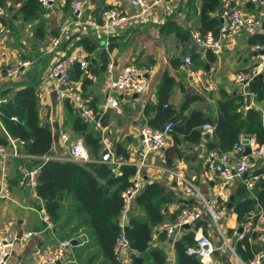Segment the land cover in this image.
Segmentation results:
<instances>
[{"label": "crops", "instance_id": "obj_1", "mask_svg": "<svg viewBox=\"0 0 264 264\" xmlns=\"http://www.w3.org/2000/svg\"><path fill=\"white\" fill-rule=\"evenodd\" d=\"M233 1L241 6L245 13L259 19L261 25L254 31H231L223 38L220 37L217 46L203 49L194 42L192 34H189V37L184 36L185 31L189 30L191 33L199 26L201 0H162L154 5L148 14L134 17L125 24L116 26L109 34L101 30L100 10L118 6L132 12L133 8L128 0H86L85 8L79 16L72 11L69 3H55L51 8L43 10L37 0H0L3 8L0 14V63L5 66L18 59L28 61L13 77L0 81V91L5 98L0 108L8 99L14 97L18 89L33 85L39 122L50 128L52 135L48 153L31 154L27 152L22 140L7 132L0 117V134L8 139L6 143H0V146H3V153L0 154V236L14 239L7 264H48L40 257V248L44 244H54L63 238H70L71 243L62 264H107L108 260V250L106 251L98 237L89 238L82 227L67 233L70 226L61 229L60 223L54 221L51 215L55 225L48 229L41 218V209L44 208L48 213L49 211L44 199L36 191L40 162L48 159L71 160L80 164L104 161L89 153L88 159L76 160L66 151L61 134L67 133L72 139L82 138L72 127L73 119L81 116V113L69 98L58 96L54 80L49 74L53 60L83 47L86 55H89V65L94 58L98 59L100 52L105 49L108 52V61L114 62L116 70L128 61L150 66L148 87L144 92L131 96L121 93L117 107H109L101 112V115L105 113L104 124L99 118V123L96 120L90 122L94 129L100 131L102 142L104 139H110L112 142L121 143L128 152V158H117L119 163H132L140 145V127L147 122L148 117L154 115L151 108L148 107V112L144 109L147 102L156 100L164 72L173 77L174 82L167 103L176 112L183 102L191 98L182 110L184 115L200 111L204 116L216 118L218 99L222 95L234 96L239 93L244 95V100L238 103L237 108L243 114L249 106L264 111V100L256 102L253 94L235 78L236 72L247 70L257 59L256 52L250 49V36L255 32L264 34V0ZM222 3L223 0H220L216 14L220 12ZM65 24L67 29L62 33L60 27ZM58 36L60 40L55 43ZM82 38L94 42L95 48L87 50L81 44ZM110 43L113 45L109 49ZM191 49L193 63L203 75V84L185 70L184 56L189 54ZM89 65L87 72L74 79V85L88 94L89 98L95 96L99 106L106 96L105 67L95 73L89 71ZM84 75L88 78L85 82L82 77ZM247 93L250 94L249 98ZM202 124L197 125L200 130V139L197 141L189 139L185 132L170 134L167 145L157 152H151L149 165L142 170V188L155 181L160 185L161 194L168 198L162 204V211L166 214L164 219L171 218L173 212L184 206L203 207L199 196L181 194L175 182L174 171L182 170L187 176H191L207 199L222 195H228L229 199L247 175H235L229 183L224 184L221 174L217 170L209 169L206 152L207 142L212 139L213 127L209 130L203 129ZM242 135L246 134L240 133L239 138ZM167 157L172 158L170 164L166 163ZM263 166L264 160H258L254 163L253 170ZM36 168L38 171L34 185L19 183L22 172ZM261 176L264 177V173ZM4 179L8 183L5 195L2 194L1 188ZM100 180L104 181L103 178ZM251 193L254 194L253 190ZM72 199V194L67 193L66 198L61 199L59 211L65 214L67 204ZM132 212L145 214L143 207L137 206L136 203L132 206ZM227 216L233 217V226L228 227L231 238L229 239L226 233L225 235L230 243L234 244L237 238L232 235V229L241 226L244 221H238L232 210ZM225 217L224 214L223 218ZM200 219H204L206 226L200 224L196 226L195 231L201 228V232L209 236L215 245L210 261L206 264H240L239 258L244 261L251 259L246 260L237 253H230L227 245L214 240L216 229L205 212ZM195 223L189 228H193ZM185 229L177 231L174 236L165 234L162 237L158 232L160 230L154 228L151 244L162 247L166 257L165 264L175 260L174 239L181 236ZM259 229L262 234H256L255 237H250V240L261 246L258 251H264V221L260 222ZM29 230L33 233L25 236ZM129 252L131 256L141 255L131 249ZM144 264H154L153 259L144 258Z\"/></svg>", "mask_w": 264, "mask_h": 264}, {"label": "trees", "instance_id": "obj_2", "mask_svg": "<svg viewBox=\"0 0 264 264\" xmlns=\"http://www.w3.org/2000/svg\"><path fill=\"white\" fill-rule=\"evenodd\" d=\"M219 4L220 0H201L198 30L201 32L211 30L214 36L219 35L221 22L219 15L215 12ZM189 34H192V31L191 33L189 30L184 32L185 37H189ZM250 42L264 44V34L262 32L252 33ZM81 44L89 51L95 48V43L87 38H82ZM112 45V43L109 44V49L112 48ZM189 54L193 57L192 49ZM107 55L108 52L103 49L99 58H94L91 64H88L89 71L99 73L108 61ZM86 57L88 59L89 55L87 54ZM87 68L88 66L82 70L78 61L73 62L70 70L71 77L73 79L80 78L84 72H87ZM82 77L84 82L88 79L85 75ZM173 82V77L164 72L156 100L151 103L147 102L144 109L145 112H148L149 107L154 111V115L148 117L146 123L160 127L165 122L171 121V134L176 135L177 131L185 132L189 139L197 141L200 139V130L197 125L210 122L213 124V132L212 139L207 142V150L212 148L220 151L229 150L242 132L254 134L259 141L264 140V111L250 106L245 114L238 110V103H242L244 100L242 93L234 96L222 95L217 101L218 114L216 118L204 116L200 111L184 115L182 110L191 98L187 102H183L177 112L167 103ZM246 88L253 94L256 102L264 100V75L255 76ZM81 94L87 99L89 107L98 113L100 111L97 104L98 99L95 96L89 98L82 89ZM0 117L7 132L12 137L24 142L27 152L45 154L50 151L51 130L39 122V111L33 85H26L18 89L12 99H8L2 104ZM99 119L104 124L105 113ZM90 122L82 115L76 116L73 119L72 127L81 135L87 152L93 157H101L102 136L99 130L90 125ZM7 141V137L0 134V143ZM113 151L116 158L119 156L128 158L129 156L121 143L113 142ZM171 161L172 158L167 157L166 163L170 164ZM134 171V164L127 162L110 163L104 160L80 164L71 160L48 159L40 162L36 191L44 199L52 219L60 223L61 229L70 226L67 232L70 233L72 230L82 227L83 232L89 238L98 237L104 244L106 251L108 250L106 253L107 264H126L116 258L113 246L120 231L118 218L123 201L121 191L131 184ZM254 172L263 174L264 166ZM23 174L24 172L20 174V178ZM101 178L104 179L103 182L100 180ZM67 193H71L73 199L68 202L67 211L63 214L59 211L60 202L61 199L66 198ZM253 193L246 187L245 182L239 184L234 191L232 211L235 212L236 218L240 222L247 219L249 213L256 211L257 203L264 207L263 176L254 186ZM167 199L161 194L159 183L149 182L134 196L125 226V233L132 252L139 253L144 258H152L154 264H165L166 260L162 247L152 246L151 238L154 228L158 230V225L164 220L166 214L162 211V204ZM135 203L137 206L143 207L144 215L132 212V206ZM178 211L173 212L171 218ZM256 214H254V220H256ZM200 224L206 226L204 219L197 221L193 228H186L181 236L174 239L175 264H203L196 254L186 250L187 246L195 244V228ZM158 232L162 237L165 235L163 231ZM255 236L256 233L251 231L236 239L235 251L243 259L252 258L254 253L261 249L260 245L250 240V237ZM260 264H264V262L262 261Z\"/></svg>", "mask_w": 264, "mask_h": 264}, {"label": "built area", "instance_id": "obj_3", "mask_svg": "<svg viewBox=\"0 0 264 264\" xmlns=\"http://www.w3.org/2000/svg\"><path fill=\"white\" fill-rule=\"evenodd\" d=\"M162 0H128V3L133 11H127L123 7H104L100 10V25L102 28L108 29L111 26H121L134 17H141L149 13L154 5ZM39 5L43 10L51 8L53 4L58 3L64 5L69 3L70 8L78 16L81 15L82 10L85 8L86 0H38ZM3 12L0 3V14ZM220 17V33L218 37L214 36L211 30L201 32L198 29L192 31V38L194 42L201 48H210L217 46L220 37H224L231 31L240 29H247L250 31L256 30L261 21L254 16L244 12L243 8L235 3L233 0H223L221 10L218 13ZM67 29V25H62L60 31L63 33ZM107 32V31H106ZM60 40V36L55 38V43ZM250 49L256 52L257 59L255 63L247 70L236 72V80L246 87L247 84L253 80L255 76L264 70V44L255 42L251 44ZM78 61L80 68L85 69L89 62L86 57V52L83 47H79L76 51H72L66 56L57 57L50 65L49 74L54 80L56 92L60 98H69L76 108L80 111L81 115L87 120H96L109 107H117L119 105V98L110 93V90L128 91L130 94H139L144 92L148 87L150 66L144 63H137L135 61H128L121 65L116 70L115 64L109 60L105 66V79L104 86L108 91L106 92L105 100L99 104L100 111L94 112L87 104L79 87L74 85V79L71 77V66L73 62ZM28 63L27 60L18 59L8 65L0 64V81L3 78L13 77L20 71L22 66ZM185 70L191 76H194L200 83H204L201 71L194 65L193 59L190 54L184 56ZM123 94V93H122ZM4 96L0 91V104L4 100ZM97 116V118H96ZM99 123V122H98ZM171 121L165 122L160 127H154L149 123H144L139 130L140 145L137 147L135 157L132 163L135 166V171L132 175V182L129 186L121 191L123 198L121 205V212L118 218L120 224L119 234L114 242L113 252L117 259L132 264L130 255L129 239L125 233V226L127 218L136 193L143 186L142 170L149 165V154L155 150H160L165 147L170 137ZM213 126L208 122L202 124L203 129H211ZM63 142L66 144V151L76 160L88 159V152L82 138L72 139L69 134H61ZM13 143V140H11ZM249 148V152H245V148ZM3 153V146H0V154ZM100 160H105L110 163H119L113 151V142L110 139H104L103 148ZM206 160L209 169L217 170L222 178L223 183L227 184L235 175H241L247 172L244 182L246 187L252 191L256 183L261 178V174L254 172V163L258 160H264V140L259 141L253 134L242 135L233 146L226 151H220L212 148L206 152ZM27 170L19 179L20 184L29 183L34 185L36 182L37 170ZM176 185L185 196H199L202 200L203 207H189L184 206L179 209L173 218L164 219L158 225V230L163 231L166 236H174V234L182 230L184 223H189L190 226L197 222L204 214L209 216V219L215 229L220 233L223 238V244H226L231 251L235 252L234 244L230 243L229 239L222 230L221 220L224 217L228 195L221 197L215 196L212 198H205L191 176H187L182 170L174 171ZM8 183L4 179L2 183V194H6ZM256 220H254V214ZM41 218L45 223L46 228H52L55 222L51 219L50 214L43 208L41 209ZM264 221V207L257 203L255 212L248 214L247 219L241 224L242 229L234 227L232 234L236 238H241L245 234L254 231L256 234H262L259 229L260 222ZM33 231L29 230L25 236H30ZM195 244L187 246L186 250L189 253L196 254L200 260L206 264L210 261V256L215 248L213 240L206 234L201 232V228L196 229ZM14 239H7L0 236V264H7L8 256L12 250ZM71 243L70 238H63L57 240L56 243L44 244L40 250L39 255L43 261L48 264H55L57 260L64 261L66 251ZM264 259V251L260 250L254 253L249 261H244L239 258L240 264H260ZM62 264V263H61ZM170 264H175L172 260Z\"/></svg>", "mask_w": 264, "mask_h": 264}, {"label": "rangeland", "instance_id": "obj_4", "mask_svg": "<svg viewBox=\"0 0 264 264\" xmlns=\"http://www.w3.org/2000/svg\"><path fill=\"white\" fill-rule=\"evenodd\" d=\"M115 29V26H111V27H109L108 29H106V28H102L101 27V30L103 31V33H105V34H109L110 32H112L113 30ZM107 31V32H106ZM1 64V63H0ZM2 65V64H1ZM52 78V77H51ZM108 91V89H105V92H107ZM110 93L112 94V95H114V96H117L118 98H121L120 97V94L121 93H124V94H126V95H128V96H131V94L128 92V91H119V90H110ZM139 144V143H138ZM154 152H157V150H155ZM148 161H149V158L147 159ZM232 216H226L225 217V219L223 218L220 222H221V226H222V228H223V230H224V232L227 234V236H229V239L231 238L230 237V235H229V233H228V227H231V226H233L232 224H231V220H232ZM223 220H225L224 222H223ZM231 225V226H230ZM233 235V234H232ZM2 237V236H1ZM214 240H218L220 243H222L223 244V238H222V236L220 235V233L217 231V230H215V234H214ZM225 246H226V244H224ZM230 253H232V254H234V255H236V253H234L233 251H231L230 250Z\"/></svg>", "mask_w": 264, "mask_h": 264}, {"label": "water", "instance_id": "obj_5", "mask_svg": "<svg viewBox=\"0 0 264 264\" xmlns=\"http://www.w3.org/2000/svg\"><path fill=\"white\" fill-rule=\"evenodd\" d=\"M260 52H264V49H261ZM263 75H264V70L261 73L258 74V76H263ZM134 94H136V93H134ZM249 96H250V94L247 93V97L248 98H249ZM96 118H97V116H96ZM245 152H249V148L248 147L245 148ZM246 174H247V172H244V175H246ZM233 201H234V194H231L229 196V199H228L227 204H226V209H225V215L226 216L229 215V213L232 210ZM182 227L189 228L190 224L189 223H184L182 225ZM241 229H242V226H239V230H241ZM131 258H132V264H144V257L142 255L133 254L131 256ZM61 263L62 262L60 260H57L55 264H61Z\"/></svg>", "mask_w": 264, "mask_h": 264}]
</instances>
